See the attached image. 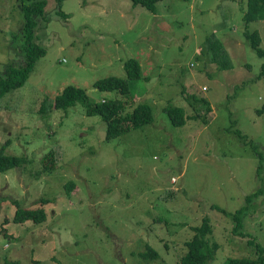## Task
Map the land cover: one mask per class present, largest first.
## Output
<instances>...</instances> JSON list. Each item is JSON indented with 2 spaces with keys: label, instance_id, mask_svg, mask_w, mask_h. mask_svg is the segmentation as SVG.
I'll list each match as a JSON object with an SVG mask.
<instances>
[{
  "label": "rangeland",
  "instance_id": "obj_1",
  "mask_svg": "<svg viewBox=\"0 0 264 264\" xmlns=\"http://www.w3.org/2000/svg\"><path fill=\"white\" fill-rule=\"evenodd\" d=\"M45 1L34 39L45 53L24 85L0 96L4 154L26 159L0 172V264H177L204 216L208 241L219 245L210 264L254 258L249 239L264 254V112H256L264 57L244 36L257 30L264 49V18L246 21V0H162L155 13L131 0H63L67 18L57 14V0ZM23 25L21 0H0L2 74L26 61ZM211 35L231 69L209 61ZM129 58L142 72L127 80L130 97L94 85L127 79ZM68 84L91 101L126 100V111L146 102L152 119L106 139V121L80 102L41 111ZM168 104L183 108L182 124L170 122ZM49 150L56 162L45 172ZM12 199L44 208L45 221L13 222ZM240 208L236 232L233 216L220 210ZM147 245L156 257L143 256Z\"/></svg>",
  "mask_w": 264,
  "mask_h": 264
},
{
  "label": "trees",
  "instance_id": "obj_2",
  "mask_svg": "<svg viewBox=\"0 0 264 264\" xmlns=\"http://www.w3.org/2000/svg\"><path fill=\"white\" fill-rule=\"evenodd\" d=\"M63 0H57L58 11L57 14L62 18H67L61 8V2ZM162 0H131L133 5H140L150 12L155 13L156 3ZM46 1L45 0H21V8L24 14V33L23 37L24 50L26 53V61L19 66H10L7 68L4 74L0 73V96L11 88H16L24 85L37 62L38 58L44 55L45 50L38 45L34 39H36L35 29L38 26V16H42L44 13ZM246 21H252L256 18H264V0H246V11L244 13ZM244 36L249 40V44L255 50L256 54L260 57H264V49L260 47V37L257 30L251 32L245 31ZM205 49L209 52V61L216 64L221 69H231L232 62L230 55L223 45L214 35L208 36L205 40ZM124 69L126 71V77L107 76L94 83L99 89L102 90H118L124 97H130L129 79H139L142 76L140 64L129 58L124 62ZM264 72V64L262 66L261 73ZM188 97L203 101L205 110H210V104L204 97H196L194 94ZM80 102L84 105L85 112L87 114H99L106 121V139H111L120 133L128 130L131 127H137L143 123L149 122L152 119L151 106L146 102H139L132 107L131 110L126 111V100L120 98H104L101 101H91L86 95L84 88L68 84L64 86L62 91L56 94L52 100L47 99V104L41 105V111H51L57 108L66 109L69 106ZM170 122L176 125H180L184 122L185 114L183 108L178 105L168 104L165 106ZM257 113L264 112V95L261 105L256 108ZM194 116H199L195 114ZM239 135V130H235ZM8 144L7 140L0 144V172H4L14 167H23L26 163L24 157L4 154V148ZM54 155L51 154V150L47 151L42 158V168L45 172L51 171L55 167ZM74 189V183L70 181L65 185L67 193ZM252 195L246 196V201H250ZM16 209L12 217V221L16 223H23L26 221H33L34 223H42L46 219V212L44 208L39 207L37 209H28L21 207L16 200H11ZM48 199L42 198V204L47 202ZM213 207V205H211ZM243 208L237 209L234 214H229L227 211L221 209L224 214L232 215L233 221L236 222L234 229L237 232L242 227V213ZM6 223L3 222V224ZM193 235L183 242L185 252L179 257L177 264H210L215 257V253L218 250V244L215 241L209 242L208 236L212 233V226L207 216L202 218L201 223L198 226L193 227ZM244 235L243 233H241ZM250 244L255 246L254 258L249 257H237L230 258L226 264H264L263 249L259 244L254 243L253 240H248ZM156 252L151 249L149 245L146 246V252L144 257L153 258L156 257ZM9 261L4 260L3 264H7ZM34 264H40L39 260H35Z\"/></svg>",
  "mask_w": 264,
  "mask_h": 264
}]
</instances>
